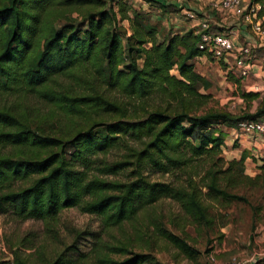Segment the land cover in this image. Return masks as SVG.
Returning a JSON list of instances; mask_svg holds the SVG:
<instances>
[{"label":"trees","instance_id":"16d2710c","mask_svg":"<svg viewBox=\"0 0 264 264\" xmlns=\"http://www.w3.org/2000/svg\"><path fill=\"white\" fill-rule=\"evenodd\" d=\"M145 1L180 8L172 1ZM128 10L126 0H0V94L30 92L62 110L56 117L60 127L52 132L45 119L35 120L20 102L16 109L0 105V213L54 225L62 209L79 207L98 215L110 229L151 210L146 217L155 230L154 242L165 238L193 256L194 249L162 225L153 205L169 198L192 224L209 228L213 219L204 199L250 205L248 195L257 188L264 196V161L258 165L260 173L251 176L244 170L248 151L225 159L226 135L220 129L264 118V96L240 94L249 102L258 99L253 113L208 107L210 94L200 89L210 83L195 71L194 60L212 57L199 47L196 29L158 37L155 25L130 17ZM124 20L131 28L125 46L118 33ZM210 30L222 32L225 27L214 22ZM91 66V79L83 72L90 92L57 89L60 76ZM117 87L126 103L107 93ZM73 118L85 124L60 129L67 124L62 120ZM112 150L122 154L109 160L105 156ZM194 168L197 178L191 174ZM181 172V180L174 179ZM124 173L125 179L106 177ZM155 173L168 177L150 179ZM71 248L76 250L67 246L44 264H77L85 254L78 252L75 261L66 255ZM94 255V264H160L149 252L125 245L105 244ZM11 262L33 264L17 251ZM260 262L264 264V257Z\"/></svg>","mask_w":264,"mask_h":264},{"label":"rangeland","instance_id":"374dc122","mask_svg":"<svg viewBox=\"0 0 264 264\" xmlns=\"http://www.w3.org/2000/svg\"><path fill=\"white\" fill-rule=\"evenodd\" d=\"M126 1L129 5V16L140 22L155 25L160 31L158 37H161L165 32L196 29L198 21L188 18L186 12L188 9L197 10L201 13L198 16L209 19L211 24L220 21L211 5L215 0H208V3L201 6L199 0H167L166 3L171 1L176 3L180 7L178 9L172 5L162 8L158 4L147 3L145 0ZM260 14V17H263V12ZM73 15L76 16V14ZM80 17L77 21L80 20ZM235 20V17L229 16L225 22L219 24L228 27L236 23ZM261 23L262 34L257 35L249 29L250 34H248L251 38L246 42L241 39L242 42L244 41L243 43L252 48L253 56L261 55V52L264 51V18L261 19ZM118 24L121 27L118 33L121 36L122 45L125 46V37L131 34V28L126 20ZM226 30L231 31L228 28ZM222 65L219 67L214 64L209 57L201 60L195 59V71L210 83L207 89H200L201 92L210 94L207 106L213 109H225L233 114L253 113L257 107L258 99L249 102L241 98L234 86L233 77L226 73L227 71ZM103 66L110 68L105 63ZM94 70L93 66L84 71L79 68L71 72L70 76H60L57 89L63 92H69L71 89H80L82 93L90 92L89 84H83V72L87 74L85 77L87 80V78L91 79L90 74ZM171 72L175 73V70H171ZM90 85H94V89L100 93L95 83L90 82ZM107 93L121 103L128 101L120 93L118 87L108 90ZM18 102L30 110L31 115L35 116V120L45 119L43 121L46 124V129L52 132L59 129V120H56V117H60L62 110L57 105L49 106L39 101L30 92L17 93V95L0 94V105H12L16 109ZM126 106L132 110V99ZM71 120H62L67 124L60 129L76 128L79 124H85V121L80 118ZM223 129L227 130V132L224 131L227 136H225L226 144H224L222 155L228 160L234 158L232 150L238 145V140L227 128ZM121 154L120 151L112 150L105 157L109 160L117 159ZM244 167L245 172L251 176L260 173L258 166L249 164ZM192 171L194 172L191 174L196 177L195 173L198 172V169L194 168ZM182 175L183 172L174 179L181 180ZM106 177L108 179H125L126 174ZM167 177L161 173H155L151 174L150 179L164 181ZM248 199L251 202L250 205L238 201L217 202L210 198L204 199V202L209 206L208 213L213 219L209 228L192 224V220L180 208L179 204L169 198L161 199L153 205L152 210L162 215V225L169 232L183 238L194 249L193 256L187 255L165 238L154 242L155 230L148 223L146 217L148 213L152 212L151 210H143L138 214V219L123 222L110 229L104 228L98 215L82 212L79 207L62 209L59 212V219L54 225L45 224L40 219L20 220L10 212L0 213V261L4 264H12L13 253L17 251L33 264H44L55 258L67 246L75 245L76 250L71 248V251L66 255L75 257V261H77V253H84L85 257L77 261V264H94L93 257L96 250H101L105 244H115L125 245L139 252H149L160 264H213L214 261L225 263L232 258L245 261L246 264H262L260 260L264 257V196H262V191L257 188L249 193ZM253 207H258L257 211ZM111 255L115 258L122 257L117 254Z\"/></svg>","mask_w":264,"mask_h":264},{"label":"built area","instance_id":"2783aa9c","mask_svg":"<svg viewBox=\"0 0 264 264\" xmlns=\"http://www.w3.org/2000/svg\"><path fill=\"white\" fill-rule=\"evenodd\" d=\"M215 14L221 22L229 17H235L248 28L260 35L263 33L260 13L264 14V2L259 0H215L212 4ZM190 20H197L196 33L200 36L199 47L205 49L215 61L223 58H233V65L229 73L239 79H247L250 75L254 56L251 47L245 43L234 42L233 33L229 30L222 32H212L209 19L199 17L193 10H187ZM227 31V32H226ZM228 73V74H229ZM239 132L251 134H264V118L258 120H241L234 127ZM213 260V259H212ZM213 264H246L245 261L232 258L230 261L220 263L214 261Z\"/></svg>","mask_w":264,"mask_h":264},{"label":"crops","instance_id":"0c3cea01","mask_svg":"<svg viewBox=\"0 0 264 264\" xmlns=\"http://www.w3.org/2000/svg\"><path fill=\"white\" fill-rule=\"evenodd\" d=\"M199 1H200V3H199L200 6L202 4L205 5L206 3H208V0H199ZM211 5H212V3H211ZM235 21H236V23H233L232 26H228V27L223 26L222 24H219V23H223L221 21H217V24L220 27H225V30L227 28L231 30V32L233 33L232 37L234 38V42L236 44L243 43L244 41L246 42L247 40H249L251 38V36L249 35L250 33L248 30V27L246 25H244L241 21H240L241 23L238 22L237 20H235ZM241 39L244 41L242 42ZM203 58H206V57L200 56V57H197L196 59L201 60ZM211 61L214 64L218 65L219 67H220V65L223 64L222 66L227 71L226 72L227 74L229 73V69L233 65V58L232 57L223 58L221 60V62L215 61L213 58H211ZM194 62H195V60H194ZM230 76H232V75L230 74ZM234 78L239 80V86L235 82H234V86H235L236 91L238 92L240 97H241L240 94L242 92H257V93H259V96L262 97L261 95H264V51L261 52V55H258V56L255 55L254 56L250 75L247 79L243 80V79L233 77L232 80ZM224 127L227 128L229 130V132L234 136V138L238 140V145L233 147L234 149L232 150V152H233L232 157L239 158L241 153L246 150V151H248L249 156L246 158V160L244 162L245 165L250 164V166H258L264 161V134L243 133V132H239L238 130H236L232 126L229 127L226 125H221L220 129H222V131H226V132H227V130L223 129ZM224 144H226L225 140H224ZM222 149L224 150V145H223ZM248 162H249V164H247Z\"/></svg>","mask_w":264,"mask_h":264}]
</instances>
